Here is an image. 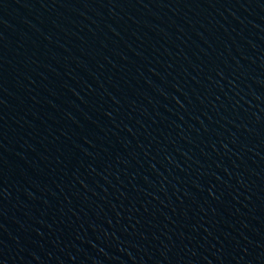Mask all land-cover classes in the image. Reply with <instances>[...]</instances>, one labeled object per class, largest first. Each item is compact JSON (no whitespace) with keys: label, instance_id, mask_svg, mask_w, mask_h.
<instances>
[{"label":"water","instance_id":"obj_1","mask_svg":"<svg viewBox=\"0 0 264 264\" xmlns=\"http://www.w3.org/2000/svg\"><path fill=\"white\" fill-rule=\"evenodd\" d=\"M0 264H264V0H0Z\"/></svg>","mask_w":264,"mask_h":264}]
</instances>
